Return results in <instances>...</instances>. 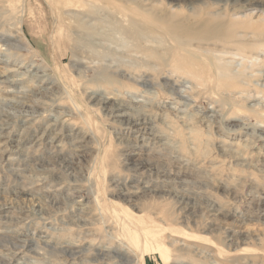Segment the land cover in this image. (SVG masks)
Returning <instances> with one entry per match:
<instances>
[{"label":"rangeland","instance_id":"1","mask_svg":"<svg viewBox=\"0 0 264 264\" xmlns=\"http://www.w3.org/2000/svg\"><path fill=\"white\" fill-rule=\"evenodd\" d=\"M71 12L137 20L160 38L175 13L176 32L213 14L243 32L186 53L140 45L166 63L94 34L108 59ZM259 29L264 0L0 2V264H264Z\"/></svg>","mask_w":264,"mask_h":264},{"label":"bare ground","instance_id":"2","mask_svg":"<svg viewBox=\"0 0 264 264\" xmlns=\"http://www.w3.org/2000/svg\"><path fill=\"white\" fill-rule=\"evenodd\" d=\"M5 0H0V2H4ZM135 1V0H134ZM232 1V0H231ZM236 1V0H235ZM249 1V0H248ZM92 2V1H91ZM94 2V1H93ZM74 3V2H73ZM95 3V2H94ZM262 3V2H261ZM99 4V3H98ZM131 4V3H130ZM85 5V4H84ZM88 5V13H90L91 15H95L97 14L98 15V12H99V9L98 7L94 6V5H91L89 4V2L87 3ZM12 6V5H11ZM262 6V5H261ZM86 7V6H85ZM109 7V6H108ZM263 7V6H262ZM115 8V7H114ZM126 8V7H124ZM116 9V8H115ZM119 9V8H118ZM7 10V9H6ZM121 10V9H120ZM124 10V9H123ZM122 10V11H123ZM2 11V10H1ZM193 12L196 13V10ZM122 13V15L124 17H126L127 14L123 12H120ZM85 14V13H84ZM102 14V13H101ZM113 15V14H112ZM71 20L73 22H71V24H75L76 27H78V29H80L81 32H79V34L81 33L82 37H87V45L90 46V48L94 49L97 51V53L99 54V56H102L103 58L105 57H109L110 56V53L114 52L113 50H111L110 48H104L105 46H101L99 44V46H96L95 43L92 42L91 40V37L96 34L99 35V36H103L105 35V37H109V39H113V43L116 44V45H122V47L124 46H140L143 44V42H147V43H158L159 45H162L164 44V42L166 41V39H168L170 41L172 45V47L174 45V47H177L180 48L183 53L185 52H188V46H186L187 44L189 43H193V42H201V44H203L205 41L207 40H217V41H225V42H230V41H233V40H237L238 37L241 38V35H242V32H238V30L240 29V27L238 25H236L235 23L233 24V22H230L228 24V22L225 21V19L223 17H221L222 15L220 14H213L211 16V19L208 20L205 24H204V27L198 31V32H192L191 34H187V31L185 29H182L178 32H176V30H178L181 25H180V22H182L181 20V14L180 13H175V14H171L170 17L166 18V21H167V24L169 26H167V30H171V32L169 31L170 34L166 35L165 38L162 37L160 38L159 36L157 35H154L153 32L149 31L147 28L143 27L142 24L137 21V20H130L129 21H124V22H118V21H114V23L111 22V20L109 21L108 19H103V21H99V20H96L98 21L97 23L94 22L92 23L93 21L90 20V18H85V17H82L80 16L78 13H69L68 15ZM130 16V15H129ZM251 16V15H249ZM247 17V16H246ZM250 18V21L248 22V28L249 29H254L256 28L255 25L259 24V20H261L259 18V20H255L253 19V17H248ZM195 19V18H194ZM258 19V17H257ZM115 20V19H114ZM125 20V19H124ZM190 20V19H189ZM255 20V21H254ZM234 21V19H233ZM101 22V23H100ZM111 22V23H110ZM232 23V24H231ZM21 24V23H20ZM108 24V25H107ZM238 26V27H237ZM113 27V28H112ZM100 29V31H104V32H100L97 33V30ZM113 29V30H111ZM162 29V28H160ZM207 31H206V30ZM156 32V31H155ZM161 32H163V29L161 30ZM112 34V35H109V34ZM164 33V32H163ZM21 35V34H20ZM244 35V34H243ZM255 35L257 37L259 36H263L264 33H261L260 29L257 30L255 32ZM15 37V42L18 43L20 46H21V42H22V39L20 37ZM98 37V36H97ZM95 37V38H97ZM89 38V39H88ZM83 38H81V41H79V38L77 39V42L79 44L83 42ZM102 40V39H101ZM111 42V41H110ZM5 43V42H4ZM106 44H108V42L106 41L105 42ZM146 43V44H147ZM18 44H15L18 45ZM23 44V43H22ZM81 45V44H80ZM86 45V46H87ZM149 45V44H148ZM77 46V45H76ZM83 46V45H82ZM81 46V47H82ZM80 48V47H79ZM89 48V47H88ZM128 48V47H127ZM140 48H144L146 49L147 53L150 54L152 57H155V58H158L159 61L161 62H167V59H166V56L163 54L162 56H159L157 51L154 50L153 48L151 47H148L146 46L145 47H141ZM91 49V50H92ZM101 49H103L101 51ZM106 51H105V50ZM118 50V49H116ZM169 50V49H167ZM93 51V50H92ZM168 52V51H166ZM90 54V53H89ZM182 55V54H180ZM92 56V55H91ZM98 56V57H99ZM134 56V55H133ZM95 57V56H94ZM109 59V58H108ZM184 59V60H183ZM92 60V59H91ZM135 59L132 58V61H134ZM113 61V60H112ZM180 61L183 63H186L187 60H186V57H182V59H180ZM102 62V61H101ZM129 63V62H127ZM180 63V64H182ZM97 65V64H96ZM128 65V64H127ZM121 66V65H119ZM107 67V66H106ZM181 66H177V68H180ZM120 70V69H119ZM190 73V72H189ZM3 75V74H2ZM10 76V75H9ZM13 76V75H12ZM236 76V75H235ZM3 77V76H2ZM8 77V76H7ZM125 77V76H123ZM136 77V76H135ZM126 78V77H125ZM10 79V78H9ZM135 79V78H134ZM138 79V78H136ZM20 80V79H19ZM231 80V79H230ZM13 81V80H12ZM11 82V81H10ZM138 82V80H137ZM135 82V83H137ZM141 82V81H140ZM20 83V82H19ZM13 84V83H12ZM138 85V84H137ZM141 85V84H140ZM139 86V85H138ZM147 86V85H146ZM15 88V87H14ZM174 89V88H173ZM23 90V89H22ZM21 91V90H20ZM16 93V92H15ZM91 98V97H90ZM93 99V98H91ZM106 99V98H105ZM16 100V99H15ZM102 101V99H101ZM136 101V100H135ZM103 102V101H102ZM144 102V101H143ZM135 103V102H134ZM98 104V103H97ZM124 106V105H123ZM114 108V107H113ZM129 108V107H128ZM137 108V107H136ZM121 109L120 107H118V110ZM148 109V108H147ZM131 110V109H130ZM147 111V110H146ZM132 113H133V110H132ZM144 113V112H143ZM135 114V113H134ZM141 114V113H140ZM114 115V114H113ZM144 115V114H142ZM115 116V115H114ZM118 116V114L116 115ZM121 116V115H119ZM124 116H127V115H124ZM135 116V115H134ZM140 116V115H139ZM146 116V115H145ZM187 116V115H186ZM111 117V116H110ZM139 119V118H138ZM143 120V119H142ZM139 121V120H137ZM131 122V121H130ZM127 123V122H126ZM146 123V122H145ZM122 124V122L120 123ZM131 124V123H128V125ZM144 124V123H143ZM125 125V124H124ZM130 128V127H129ZM141 129V128H140ZM164 136V135H163ZM168 143V142H167ZM72 144V143H71ZM146 146V145H145ZM87 147V146H86ZM60 158V157H59ZM185 181V180H184ZM183 182V181H182ZM191 183V182H190ZM121 184V183H120ZM189 188V186H188ZM191 189V188H190ZM189 191V190H188ZM184 192V191H183ZM196 193V192H195ZM127 194V193H126ZM191 195V194H190ZM177 196V195H176ZM187 198V197H186ZM179 199V198H178ZM181 199V198H180ZM191 199V198H190ZM194 200V199H193ZM183 201V200H182ZM191 201V200H189ZM186 204V203H185ZM198 208V207H197ZM86 224V223H85ZM132 242V241H130ZM126 250V249H125ZM122 251V250H121ZM107 254H108V251H107ZM109 255V254H108ZM122 257L124 258H127V255L126 254H122L121 255ZM124 260V259H123ZM127 260V259H126ZM128 261V260H127ZM125 262V261H124ZM131 264V262H130Z\"/></svg>","mask_w":264,"mask_h":264}]
</instances>
